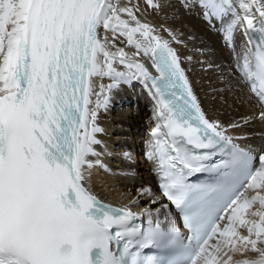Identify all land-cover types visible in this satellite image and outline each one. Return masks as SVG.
<instances>
[{"label": "snow or ice", "instance_id": "1", "mask_svg": "<svg viewBox=\"0 0 264 264\" xmlns=\"http://www.w3.org/2000/svg\"><path fill=\"white\" fill-rule=\"evenodd\" d=\"M182 7L222 34L264 109V0ZM145 12L139 0H0V264H220L223 256L232 264L229 251L253 254L235 264H264V148L254 156L237 143L246 137L231 134L254 117L210 116L184 67L193 58L173 47L180 34ZM134 82L153 104L146 158L168 201L154 197L159 206L143 213L105 203L91 187L94 169L111 171L100 112ZM255 118L264 121V110Z\"/></svg>", "mask_w": 264, "mask_h": 264}, {"label": "bare ground", "instance_id": "2", "mask_svg": "<svg viewBox=\"0 0 264 264\" xmlns=\"http://www.w3.org/2000/svg\"><path fill=\"white\" fill-rule=\"evenodd\" d=\"M167 2L170 8L156 12L147 7L145 0H139L142 9L146 8L145 18L149 22L171 28L180 34L179 39L183 43L173 44V47L182 58H193V63L185 62L184 67L191 69L196 91L209 115L225 124L230 121L242 123L243 117L253 116L251 121L231 134L246 137L237 140L240 145L260 149L264 146V121L255 116L264 109L240 81L235 71L234 54L224 43L222 34L209 27L198 10L189 11L182 7L183 0ZM164 36L168 38L167 33ZM244 42V38L237 34V44ZM201 61L219 67L203 71L206 65H202ZM147 62L150 64V61ZM141 87L139 82L121 85L114 93L107 111L100 112L98 123L104 131L98 138L108 149V154L102 155L101 159L111 171L96 168L91 178V187L101 199L119 207L129 205L138 213H143L145 208L158 207V204H151V200L160 197L155 174L151 171L154 166L145 156L152 127L153 106ZM98 151L103 152V148H98ZM124 152L130 153V159L123 156ZM141 188H151L153 196L140 195L138 190ZM132 200L136 203L132 204Z\"/></svg>", "mask_w": 264, "mask_h": 264}]
</instances>
